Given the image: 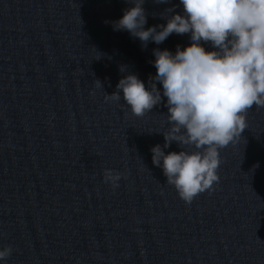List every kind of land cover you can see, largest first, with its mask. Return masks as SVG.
<instances>
[{
  "label": "water",
  "instance_id": "1",
  "mask_svg": "<svg viewBox=\"0 0 264 264\" xmlns=\"http://www.w3.org/2000/svg\"><path fill=\"white\" fill-rule=\"evenodd\" d=\"M172 5L145 0V27ZM129 6L0 0V249H12L0 264H264V107L220 149L212 190L180 199L151 161L164 103L137 117L104 95L128 73L147 85L152 50L189 38L142 47L110 23Z\"/></svg>",
  "mask_w": 264,
  "mask_h": 264
},
{
  "label": "clouds",
  "instance_id": "2",
  "mask_svg": "<svg viewBox=\"0 0 264 264\" xmlns=\"http://www.w3.org/2000/svg\"><path fill=\"white\" fill-rule=\"evenodd\" d=\"M127 3L122 16L110 22L114 31H127L142 47L160 45L172 34L188 35L189 43L174 52L154 48L150 63L156 71L147 85L128 73L104 100H123L137 117L164 103L169 127L163 146L150 148L151 161L178 197L191 203L218 182L219 151L241 136L247 111L264 107V0H178L161 14L164 23L148 27L145 0ZM96 86L102 87L99 80ZM173 142L181 150L165 152ZM120 178L119 172L104 170V182L113 189ZM11 252L10 246L0 249V261Z\"/></svg>",
  "mask_w": 264,
  "mask_h": 264
}]
</instances>
